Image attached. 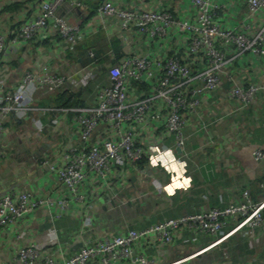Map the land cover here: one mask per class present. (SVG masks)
I'll return each mask as SVG.
<instances>
[{
  "label": "built area",
  "instance_id": "2783aa9c",
  "mask_svg": "<svg viewBox=\"0 0 264 264\" xmlns=\"http://www.w3.org/2000/svg\"><path fill=\"white\" fill-rule=\"evenodd\" d=\"M90 1L93 5L88 0H39L11 23L8 33L0 31V144L6 124H19L35 109L31 121L40 139L35 144L49 138L37 166L56 186L45 195L33 182L15 193L0 192V243L5 228L21 221L15 234L17 264H155L146 247L171 243L181 226L193 234L190 242L201 232L213 237L209 246L223 243L232 232L251 234L264 224V195L252 200L247 188L224 206L139 228L125 225L117 233L98 235L90 213L100 198H115L143 157L154 171L150 181L156 188L162 183L155 172H170L171 182L176 175L168 170L165 153L183 165L185 177L199 147H187L188 137L206 134L207 144L214 123L237 117L264 93V0ZM98 31L117 41L119 56L111 48L102 55L95 48L79 55L77 44ZM38 41L50 44V56L12 77L16 56L31 55ZM106 56L115 61L104 62ZM58 89L80 90L84 104L37 106L39 96ZM222 97L226 108L215 110ZM189 124L192 133H186ZM232 126L244 132L237 121ZM251 155L264 159V146L254 147ZM143 196L126 193L121 203L135 205ZM78 210L82 215L73 235L79 245L69 252L74 240L63 241L54 221L76 217ZM39 211L51 223L46 229L50 245L44 249L30 232Z\"/></svg>",
  "mask_w": 264,
  "mask_h": 264
},
{
  "label": "crops",
  "instance_id": "0c3cea01",
  "mask_svg": "<svg viewBox=\"0 0 264 264\" xmlns=\"http://www.w3.org/2000/svg\"><path fill=\"white\" fill-rule=\"evenodd\" d=\"M12 2H18V7L9 10L1 9L3 5ZM38 2L39 0H0V31L8 33L11 23L17 22L19 17L22 18L24 14H28L32 9L31 5ZM73 18L74 16L71 17ZM49 45L46 41H38L31 55L22 53L19 59L16 56L17 60L13 61L15 67L12 77L18 78L24 67L31 66L35 60L41 62L48 58L51 51ZM227 104V100L222 97L214 109L224 110ZM35 115L34 109L30 111L29 117L20 122L19 126L13 121L5 126L0 144L1 149L4 150V155L0 154V181L4 182V185H0V192L15 193L25 183L31 182L41 195L52 192L56 187L49 183L47 170L37 166L43 150L49 147L47 142L49 138L43 137L45 144H35L37 140H40L34 134L31 121ZM235 121L244 132L233 129L232 125ZM192 131L193 126L189 124L186 127V133H192ZM209 135L211 138L207 144H204L207 136L203 133H193L187 139V147L199 146L188 162L184 177L189 181L187 186L173 187L170 194L167 191L173 184L170 172L164 169L155 172V176L162 183L156 188L150 181L154 171L146 166L147 162L142 166L138 165L139 170L130 173L129 180L123 189L116 191L115 198L109 201L106 198H100L101 203H98L94 211L90 213V220L96 233L102 235L122 232L125 225L143 227L152 221L172 218L186 212L215 205L224 206L239 197L242 188H249L250 182L264 173V159L256 161L251 155L254 147L264 146V93H258L253 106L241 111L237 117H228L214 123ZM201 144L203 145L200 146ZM178 182L182 183V181ZM126 193L127 195L144 193V196L135 205L121 203ZM106 197L109 198V195ZM155 209L157 213H153ZM80 215L82 211L78 210L76 217L62 216L54 221V227L63 241L74 240L73 244L69 243V247L67 246L69 252L79 245L73 246L77 244L73 234L79 224ZM48 226H51V223L46 215L39 211L31 224L30 232L42 249L50 245L46 234ZM20 227L21 221H18L12 222L5 228L4 240L0 243V264H17L14 259V248L18 243L15 234ZM232 234H235V237H231ZM192 235L190 230L181 226L171 243L159 244L155 248L153 244L148 245L146 252L155 259V264H250L255 258L258 259V247L254 246L253 259L246 257L245 253L251 249L250 245L253 241L256 243L258 235H264V226L260 225L253 229V232L249 234L251 240L237 232H232L226 238L230 252L236 257L242 255L241 262L240 259L232 258L230 253H226L224 246L222 248L218 245L209 246L213 237L204 232L198 233L196 239L190 242ZM261 241L263 245L264 239ZM231 242L233 246L230 245Z\"/></svg>",
  "mask_w": 264,
  "mask_h": 264
},
{
  "label": "trees",
  "instance_id": "16d2710c",
  "mask_svg": "<svg viewBox=\"0 0 264 264\" xmlns=\"http://www.w3.org/2000/svg\"><path fill=\"white\" fill-rule=\"evenodd\" d=\"M90 5H93V2L88 0ZM18 2H12L5 4L1 7L2 10H9L18 7ZM0 9V10H1ZM94 12L93 7L89 8V13L92 14ZM88 48H95L96 55H102L103 53L107 52L110 48L115 51L116 55H120L119 45L114 38L107 39V36L104 31H98L87 38L84 41L77 44L76 49L79 51V55L84 57L87 54ZM69 59L74 60V55L71 53L69 54ZM104 62L106 63H113L115 59H108L103 58ZM81 91L80 90H70L67 89L63 90H54L53 92H49L43 96H39L36 100V104L40 106H57V107H75L82 105L81 99ZM22 123V122H21ZM18 126L20 125L17 124ZM19 128V127H18ZM147 162L146 158L143 157L141 160L138 161V165L142 166ZM261 184V186H259ZM253 186V188H251ZM250 198L252 200L259 199L262 195H264V173L259 176L257 179L252 180L250 182V187L247 188ZM262 193V194H261ZM258 194H261V196Z\"/></svg>",
  "mask_w": 264,
  "mask_h": 264
},
{
  "label": "rangeland",
  "instance_id": "374dc122",
  "mask_svg": "<svg viewBox=\"0 0 264 264\" xmlns=\"http://www.w3.org/2000/svg\"><path fill=\"white\" fill-rule=\"evenodd\" d=\"M83 19V16H81V20ZM71 21L73 22L74 20L73 19H71ZM90 87H92V85H89ZM258 147V146H257ZM153 213H157V210L155 209V210H153ZM153 222V221H152ZM263 226H264V224H262ZM231 226L232 225H229L228 224V227H227V229L228 230H230L231 229ZM238 233V232H237ZM235 234H232V236L231 237H233ZM246 235H244V237H245ZM235 237V236H234ZM250 235L249 236H246L245 238H247V239H249V240H251L250 238ZM262 239H264V235L263 236H259L258 235V239L256 240V243H254L255 241H253L252 242V244L250 245V246H252L251 247V249H249L245 254H246V257L248 256V258H250V259H253L254 257H252V255L255 253V251H254V246L256 245V247H258V259L257 258H255L250 264H254V263H257L258 262V264H264V258H263V253H264V243H263V245H262ZM228 241V240H227ZM227 241H224L223 243H221V244H219L218 246H220L219 248H222L223 246V248H225V252L226 253H230L231 254V257L232 258H238V259H240V262L243 260V257H242V255H240V256H238V257H236V255H234L233 253H231L230 252V250L228 249V246H227ZM230 245L231 246H233V242H231L230 243ZM236 264H240V263H236ZM246 264V263H245Z\"/></svg>",
  "mask_w": 264,
  "mask_h": 264
},
{
  "label": "clouds",
  "instance_id": "9594fccd",
  "mask_svg": "<svg viewBox=\"0 0 264 264\" xmlns=\"http://www.w3.org/2000/svg\"><path fill=\"white\" fill-rule=\"evenodd\" d=\"M164 157L167 158V160L169 161V165L168 166V170L171 171V172H175L176 175L173 177V184H172V187L168 188L167 191L171 194V191H172V188L173 187H182V186H187V184L189 183L188 179L187 178H184L181 176V172L183 170V165H177L175 164V162L173 161L172 159V155L170 152L168 153H165L164 154ZM152 163L155 164L156 163V160L153 159L152 160ZM177 169H180L179 171ZM178 181H182L181 182H178Z\"/></svg>",
  "mask_w": 264,
  "mask_h": 264
},
{
  "label": "water",
  "instance_id": "95a60500",
  "mask_svg": "<svg viewBox=\"0 0 264 264\" xmlns=\"http://www.w3.org/2000/svg\"><path fill=\"white\" fill-rule=\"evenodd\" d=\"M78 244H79V243H77V244H75V245H73V246H75V247H76Z\"/></svg>",
  "mask_w": 264,
  "mask_h": 264
}]
</instances>
